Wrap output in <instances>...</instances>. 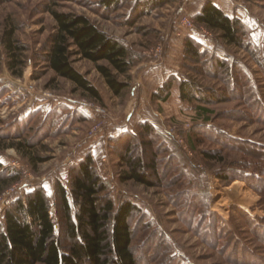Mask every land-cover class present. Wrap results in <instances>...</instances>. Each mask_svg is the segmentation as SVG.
<instances>
[{"label": "rangeland", "instance_id": "1", "mask_svg": "<svg viewBox=\"0 0 264 264\" xmlns=\"http://www.w3.org/2000/svg\"><path fill=\"white\" fill-rule=\"evenodd\" d=\"M193 1L155 5L148 0H118L107 5L105 0H0V137L20 134L36 145L34 155L48 159L33 166L11 141H0V173L11 168L20 176L0 192V221L15 199L24 200L41 186L59 234L63 221L55 181L62 180L70 189L71 167L90 153L114 206L125 199L138 206L132 227L140 264H264V112L255 110V106L264 110V0H217L232 11L231 17L247 24L245 39L256 47L258 60L197 24ZM49 8L83 14L127 46L131 66L118 75L128 83L120 94L108 87L95 64L78 56L74 66L99 91L101 101L76 90L47 66L42 55L56 30ZM9 28H14L15 42L24 46L21 76L6 66L3 37ZM186 37L197 42L200 60L185 55ZM214 55L241 66L248 85L237 79L232 84L224 73H213L204 62ZM136 80L141 81L139 87ZM185 80L199 92L196 97L210 99L205 103L182 99L179 82ZM170 81L166 89L163 85ZM157 83L161 84L155 90ZM155 92L160 99L153 97ZM61 100L70 110L67 115L77 111L81 117L66 115L48 125L53 117L48 107ZM34 103L39 104L40 115L29 111V120L16 124ZM203 107L211 112H202ZM128 109L134 116L129 120ZM140 121L151 123L153 134L148 137L151 146L143 150ZM125 133L128 136L116 140ZM160 142L165 150L156 156L158 175L146 171L155 186L119 180V173L128 168L121 157L128 143V156L147 163ZM204 152L219 158L207 160ZM222 172L235 176L221 180L216 174ZM190 208H195L197 218L204 211L215 212L234 239L225 234L217 243L208 232L205 237L197 218L188 215ZM61 241L68 248L66 234Z\"/></svg>", "mask_w": 264, "mask_h": 264}, {"label": "trees", "instance_id": "2", "mask_svg": "<svg viewBox=\"0 0 264 264\" xmlns=\"http://www.w3.org/2000/svg\"><path fill=\"white\" fill-rule=\"evenodd\" d=\"M117 1L105 0V3L110 5ZM171 1L148 0L149 3L155 5ZM49 10L56 23V30L49 37L42 55L47 66L56 76L70 81L76 90L101 101L99 91L74 66L75 56H78L80 59L95 64L108 87L115 94H120L128 86V83L119 80L118 75L126 74L131 66L127 46L101 30L83 14L62 12L52 8ZM193 19L197 24H201L217 34L228 45L241 48L247 51L253 59L258 60L255 53L256 47L245 39L249 32L247 24L238 17L227 15L214 1L205 0ZM13 32L14 28H9L3 37L4 49L8 55L6 66L13 75L21 76L24 65L21 53L24 46L15 42ZM184 48L186 56L189 55L196 60L202 58L198 52V44L193 38L186 37ZM204 63L208 64L207 67H210L213 73L227 75L228 81L232 84L235 83L233 82L235 79L243 85L249 83L244 70L236 62L226 61L214 55ZM172 82H167L163 86L170 89ZM198 93L190 81L179 82V94L182 99L198 98L201 103L210 99L206 96L196 97ZM153 97L160 99L161 96L155 92ZM256 109L259 114L264 112L259 106H255ZM200 110L204 113L211 112L204 107ZM51 115L53 116L51 119H46L49 122L48 125L55 121H62L60 118L56 120V116ZM71 115L80 116L81 114L76 111L67 116ZM28 120L29 118L23 120L24 124ZM17 122L16 124H21L20 121ZM140 124H142L140 146L143 150V147L151 146L153 141L148 137L153 134L151 123L142 122ZM19 135L0 137V141H11L13 147L25 155L33 166L48 160L34 155L32 151L36 145ZM119 135L121 136H117L116 140L128 136L126 133ZM155 137L158 138L157 135ZM129 143L125 153L121 156L128 168L119 173V180L124 183L132 181L147 188L155 186L156 184L151 182L146 171L150 169L155 176L158 175L159 167L156 156L158 152L162 153L165 150L164 143L160 142L157 145L159 147L152 153V158L147 163H144L139 156L136 158L128 156L131 151ZM203 155L207 160L219 158L215 153L204 152ZM173 159L174 157H171V160ZM4 169L0 173V192L20 178L17 171L11 168ZM70 170V189H67L60 179L55 181L54 186L63 221L59 234L55 232V223L50 215L47 193L43 187L37 186L26 194L24 200L22 198L15 199L11 207L7 208L3 214V220L0 221V264H140L133 246L135 230L132 227L133 217L139 211L138 206L128 199L119 203L117 207L114 206V202L107 192L108 185L95 168L92 154H86ZM216 176L221 180H229L235 175H227L222 172L217 173ZM70 197H72V201ZM190 209L188 215L192 219L197 218L195 208ZM216 215L215 212L204 211L196 219L198 227L206 231L204 232L205 237L209 236L208 232L217 243L218 240L225 237V234L234 239L231 231L221 225V218ZM63 234H66L70 239L68 248H65L61 241Z\"/></svg>", "mask_w": 264, "mask_h": 264}, {"label": "crops", "instance_id": "3", "mask_svg": "<svg viewBox=\"0 0 264 264\" xmlns=\"http://www.w3.org/2000/svg\"><path fill=\"white\" fill-rule=\"evenodd\" d=\"M190 1V0H189ZM192 1V0H191ZM204 1L205 0H194L193 2H194V14H197L199 11H200V9H201V7H202V5H203V3H204ZM212 1H214L227 15H229L230 16V14H231V12L229 13L227 10H225V6H222L221 5V3H219L217 0H212ZM136 83H138V87H139V83H141V81L140 80H136L135 82H134V85L136 84ZM158 84V83H157ZM161 84V83H160ZM160 84H158L157 86H155V90L160 86ZM135 90L136 89H133V91L135 92ZM152 91H154V89L153 90H151L150 92H152ZM149 96V95H148ZM48 102V101H47ZM66 102L64 101V100H61V101H57V103L56 102H54V105H53V107L51 106V108L50 107H48V109H47V111H48V115L49 114H53V115H55L56 116V118H61L62 120L63 119H65L66 117V115L68 114V112L70 111L69 109H68V107H67V105L65 104ZM39 104L38 103H34V106H33V108H32V110H26L25 112H23L24 113V116L23 117H21L20 116V118L18 119L19 121H23V120H25L26 119V115H28V113H33L34 112V115L36 116V115H40V113H38V108L37 107H40V106H38ZM44 106H46V105H44ZM44 107H42V109H43ZM30 111V112H29ZM73 111V110H72ZM40 112V111H39ZM73 113V112H72ZM127 117L126 118H128L127 120H129L130 118H132V117H134L133 116V113L130 111V109H128L127 110ZM46 116V115H45ZM55 118V117H54ZM132 121V120H131ZM142 121H144V120H142ZM142 121H140V122H142ZM125 123V122H124ZM126 124V123H125ZM119 130V129H118ZM116 134H118V133H116ZM105 137V136H104ZM104 137L102 136V137H100L99 138V140L100 139H104ZM99 140H98V142H99ZM95 147V146H94Z\"/></svg>", "mask_w": 264, "mask_h": 264}, {"label": "built area", "instance_id": "4", "mask_svg": "<svg viewBox=\"0 0 264 264\" xmlns=\"http://www.w3.org/2000/svg\"><path fill=\"white\" fill-rule=\"evenodd\" d=\"M188 23H190L188 20H187Z\"/></svg>", "mask_w": 264, "mask_h": 264}]
</instances>
